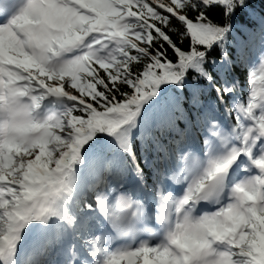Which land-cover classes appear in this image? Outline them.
<instances>
[{
    "label": "snow or ice",
    "instance_id": "1",
    "mask_svg": "<svg viewBox=\"0 0 264 264\" xmlns=\"http://www.w3.org/2000/svg\"><path fill=\"white\" fill-rule=\"evenodd\" d=\"M0 264H264V0H0Z\"/></svg>",
    "mask_w": 264,
    "mask_h": 264
},
{
    "label": "rangeland",
    "instance_id": "2",
    "mask_svg": "<svg viewBox=\"0 0 264 264\" xmlns=\"http://www.w3.org/2000/svg\"><path fill=\"white\" fill-rule=\"evenodd\" d=\"M257 82H259V85H260V80H259V77H257Z\"/></svg>",
    "mask_w": 264,
    "mask_h": 264
}]
</instances>
